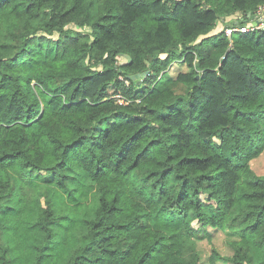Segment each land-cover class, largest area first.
<instances>
[{"label": "trees", "instance_id": "16d2710c", "mask_svg": "<svg viewBox=\"0 0 264 264\" xmlns=\"http://www.w3.org/2000/svg\"><path fill=\"white\" fill-rule=\"evenodd\" d=\"M260 7L0 0V264H44L57 246L54 195L35 209L22 184L48 175L70 197L78 171L98 186L95 211L51 264H257L253 250L264 264V173L251 165L264 152V26L212 32ZM181 60L190 71L174 75ZM26 227L32 259L20 254ZM209 227L231 254L212 245L203 259Z\"/></svg>", "mask_w": 264, "mask_h": 264}, {"label": "rangeland", "instance_id": "374dc122", "mask_svg": "<svg viewBox=\"0 0 264 264\" xmlns=\"http://www.w3.org/2000/svg\"><path fill=\"white\" fill-rule=\"evenodd\" d=\"M256 19H258V16L254 17L253 20L248 18L246 21L253 22L256 21ZM236 20L240 21L242 17H240V15H232L220 18L216 22V26L212 32L219 33L226 28L225 26ZM244 25L245 24H242L241 26ZM259 26H264V23ZM127 57L128 55H122L120 60H124ZM171 71L175 75L179 71H190V67L184 60L179 62L175 61L171 65ZM173 88L178 93L186 94L188 92L187 85L183 83H175ZM110 91H113V89ZM115 97L120 98L119 95H115ZM251 165L257 173H264V152L259 157L252 160ZM48 177V175L41 176L40 174L33 173L20 187V194L23 195L25 200L31 203L35 209L44 203L46 194L49 196L54 195L56 211L58 213V219L55 222V230L58 231V234H56L57 246L54 248L49 258L45 260L44 264H51L53 258L58 262L63 261L67 249L72 250L81 243L82 235L86 230L85 222L95 211L99 191L96 182L83 171L73 172L71 187L74 189V194L70 197H68V193L65 191H60L54 184H50L47 181ZM33 216L34 210L28 214V218ZM2 219L6 220L7 218L3 217ZM11 219L12 218L9 220L11 221ZM62 219H66V221L62 222ZM64 223H66V225H64ZM25 229L26 231L21 229L20 233V254L21 257L32 259L34 257L32 242L39 238L37 232L33 228L26 227ZM209 231L211 233V240L205 237L199 241V248H201L203 252V259L207 260L211 253L212 245L216 246L223 254H231L232 250L226 242L228 238L226 233L222 229H213L211 227H209ZM252 249L255 248L252 247ZM253 252L256 257V263L260 264L263 256L260 258L258 251L253 250ZM218 264L224 263L219 262Z\"/></svg>", "mask_w": 264, "mask_h": 264}, {"label": "built area", "instance_id": "2783aa9c", "mask_svg": "<svg viewBox=\"0 0 264 264\" xmlns=\"http://www.w3.org/2000/svg\"><path fill=\"white\" fill-rule=\"evenodd\" d=\"M263 13H264V7H260L258 9V11L256 12V14H255V17L258 16V19H256L257 24H253V23L249 22L248 24H245L244 26L240 25V26L227 27V28H225L226 34L228 36H232V34L234 32H239V31H241V32H249V31H252L254 29L261 28V26H259V25L264 23Z\"/></svg>", "mask_w": 264, "mask_h": 264}, {"label": "water", "instance_id": "95a60500", "mask_svg": "<svg viewBox=\"0 0 264 264\" xmlns=\"http://www.w3.org/2000/svg\"><path fill=\"white\" fill-rule=\"evenodd\" d=\"M255 17V15L253 14V15H251L250 16V20H253V18ZM240 22H243V20H240ZM251 23H253V24H257V21H251ZM133 77H136V75H134Z\"/></svg>", "mask_w": 264, "mask_h": 264}]
</instances>
